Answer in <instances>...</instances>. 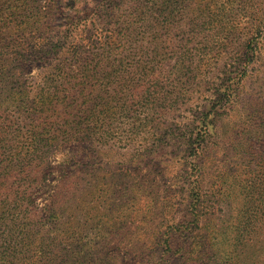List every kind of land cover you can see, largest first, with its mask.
Masks as SVG:
<instances>
[{"label": "trees", "instance_id": "16d2710c", "mask_svg": "<svg viewBox=\"0 0 264 264\" xmlns=\"http://www.w3.org/2000/svg\"><path fill=\"white\" fill-rule=\"evenodd\" d=\"M9 1L10 5L6 3ZM257 1L226 0L233 13L237 7L245 10L226 27L214 23L220 20L217 17L224 8L215 0L194 2L190 15H183L177 7L181 0H93L86 16L70 21L68 16L62 23L49 19L46 11L19 20L18 16H23L15 15L19 4L12 0L0 4L2 24L15 22L19 33L16 38L24 40H18L13 55H0V88H6L16 73L22 74L30 66L47 72L44 82L49 84L48 88L34 85L32 101L23 100L17 105L22 119L17 123L12 147L4 144L10 140L1 136L7 130L0 125V264H96L73 245L84 239L80 203L85 188L93 193L96 186L97 148L121 137L110 129L106 117L112 120L116 112H121L127 123L132 118V128L142 125V119L126 116L130 111L132 115L137 113L133 103L125 104L127 95L131 93L129 99L135 104L140 102V92L150 101L157 90L151 86L156 84L160 87L157 96L161 94L162 100L159 114L165 116L179 96L194 91L193 85L214 79L216 65L228 47L234 50L238 65L235 73L224 76L218 86L226 78L240 80L253 67L245 61L246 49L255 46L254 36L263 27L252 17V6ZM258 5L263 17L264 0ZM192 10L196 11L194 15ZM23 45L32 53H24ZM256 55L257 51L251 56ZM140 74L147 77L145 88ZM117 81L132 84L131 89L126 92L113 88ZM57 85L63 87L56 89ZM225 87L229 93L218 96L235 100L233 84ZM26 92L25 87L19 90L20 96L26 97ZM4 120L11 122L9 116ZM124 138L130 140L127 135ZM71 143L74 145L68 148L50 188L46 181L52 174L48 161L52 149ZM46 188L52 191L38 206L36 194ZM42 224L47 225L44 231ZM235 235L226 231L217 235L209 229L198 233L187 259L200 264H240L236 248L224 247L227 238L234 236L232 244L235 237L242 240V235ZM205 245L212 254L202 251Z\"/></svg>", "mask_w": 264, "mask_h": 264}, {"label": "rangeland", "instance_id": "374dc122", "mask_svg": "<svg viewBox=\"0 0 264 264\" xmlns=\"http://www.w3.org/2000/svg\"><path fill=\"white\" fill-rule=\"evenodd\" d=\"M6 1L0 0V4ZM199 1L181 0L177 7L183 15H190L194 2ZM215 1L224 8L217 17L220 20L214 23L226 27L233 18L245 13L240 7L235 13L230 11L226 0ZM258 1L251 12L255 23L263 27L254 36L255 46L251 44L246 49L245 61L253 67L240 80L226 78L218 86L224 76L235 73L238 65L233 58L234 50L228 47L216 65L214 79L193 85L194 91L179 96L165 116L159 114L162 100L161 94L157 96L160 87L156 84L151 86L157 90L150 101L140 92V102L135 104L129 99L131 93L127 95L125 104L133 103L137 113L132 115L130 111L126 116L142 119V125L132 128V118L127 123L121 112H116L112 120L106 117L110 129L121 137L116 136L97 148L96 186L93 193L85 188L80 203L79 215L85 222L84 239H79L73 249L91 256L96 264H200L187 259L188 251L196 235L209 229L217 235L226 231L243 236L242 240L235 237L233 244L234 236L224 241L225 250L236 248V260L241 259L240 264H264V16L260 15ZM12 2L20 5L15 9V15L23 14L18 16L19 20L46 11L49 19L61 23L68 16L69 21L74 17L83 18L87 7L94 5L93 0ZM5 17H9L8 12ZM16 29L15 22L3 25L0 20V55H13L18 50V40L24 42L23 38H16L19 36ZM24 45L22 51L32 53ZM256 51L257 57L252 58ZM46 73L30 66L26 72L16 73L6 88H0V125L7 130L1 136L10 140L5 145L13 146L16 126L22 119L17 105L23 100L32 101L34 85L48 88L49 84L44 82ZM142 75L140 79L145 80L141 86L145 88L147 77ZM227 84L235 87L233 101L226 100L228 97L223 94L218 96V93H229ZM131 85L113 82V88L126 92ZM22 87L27 90L26 97L20 96ZM121 97L119 104L124 95ZM5 116L11 122L5 121ZM73 145L52 149L48 159L52 174L46 181L51 184L50 188L62 159ZM0 147L3 148L1 144ZM50 191L46 188L36 194L38 206ZM44 229L47 225L42 224ZM202 251L213 253L206 245ZM218 264L232 263L218 261Z\"/></svg>", "mask_w": 264, "mask_h": 264}]
</instances>
